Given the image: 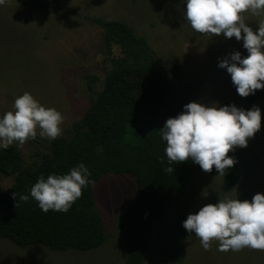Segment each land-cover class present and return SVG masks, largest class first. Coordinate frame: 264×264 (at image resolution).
I'll return each mask as SVG.
<instances>
[{
	"label": "rangeland",
	"instance_id": "rangeland-1",
	"mask_svg": "<svg viewBox=\"0 0 264 264\" xmlns=\"http://www.w3.org/2000/svg\"><path fill=\"white\" fill-rule=\"evenodd\" d=\"M54 9L34 10L17 0L0 5V116L13 111L14 100L25 92L46 108L63 117L61 135L70 139L73 124L90 108L103 90L105 77L113 68L111 59L121 57L117 46L112 55L102 39V29L88 19L119 20L145 37L159 59L170 71L177 88L192 102L222 106L238 94L226 70L218 61L232 52H247L242 40L225 39L194 32L183 18L182 0H51ZM255 32L264 14H242ZM243 35V34H242ZM178 64L181 73L172 71ZM52 140L41 138L39 129L33 142L18 147L25 168H34L50 153ZM238 166L241 182L231 191L223 190L225 173H199L191 181L180 211L162 226H157L154 243L143 264H264V251L242 249L218 251L211 241L208 250L187 232L183 261L176 263L164 254L163 245L172 234L175 220L195 214L202 206L218 200H248L264 194V115L260 130L248 139L247 147L228 153ZM15 177L0 173V192L12 187ZM136 193L128 176L108 174L94 186L96 205L106 226L107 240L88 252H54L45 246L27 249L10 240H0V264H124L127 257L124 235L118 229V216ZM176 222V221H175Z\"/></svg>",
	"mask_w": 264,
	"mask_h": 264
},
{
	"label": "trees",
	"instance_id": "trees-1",
	"mask_svg": "<svg viewBox=\"0 0 264 264\" xmlns=\"http://www.w3.org/2000/svg\"><path fill=\"white\" fill-rule=\"evenodd\" d=\"M34 10H51V0H17ZM102 29L109 56L117 46L121 57L111 59L103 90L92 100L83 117L73 124L70 139L56 138L50 153L34 168H25L16 144L0 150V173L15 177L11 188L0 192V240H10L27 249L45 246L54 252H88L107 240L105 222L97 208L94 186L104 176H128L136 184V193L118 216V229L124 235L127 257L124 264H143L153 246L157 226L165 225L180 211L189 186L199 173L198 165L187 160L168 165L166 142L159 130L168 118H174L183 106L192 102L176 86L170 71L156 58L147 39L119 20L88 19ZM172 71L181 73L178 64ZM229 104L250 110L259 107L264 115V89L248 97L239 95ZM30 140L27 142H33ZM161 161H164L163 163ZM79 163L90 172L91 183L68 212L47 213L31 197L18 202L13 193L28 195L43 175H63ZM173 172H165L166 167ZM236 163L227 170L222 188L229 192L241 182ZM185 217L175 220L172 234L162 249L176 263L183 261L187 231L181 226Z\"/></svg>",
	"mask_w": 264,
	"mask_h": 264
},
{
	"label": "clouds",
	"instance_id": "clouds-1",
	"mask_svg": "<svg viewBox=\"0 0 264 264\" xmlns=\"http://www.w3.org/2000/svg\"><path fill=\"white\" fill-rule=\"evenodd\" d=\"M183 18L196 33L225 39L242 40L247 56L232 52L218 61V68L226 70L240 97H248L264 89V21L254 32L244 21L245 12L264 14V0H182ZM5 0H0L3 5ZM243 34V35H242ZM212 106L189 102L174 118H168L159 130L166 142L164 149L168 165L187 160L204 172L213 168L218 175L230 169L235 161L228 155L235 148L247 147L261 127V110L237 108L233 104ZM62 115L54 108H46L25 92L13 103V111L0 116V150L11 145L23 146L39 136L55 140L61 135ZM162 163L164 161H161ZM166 167L165 172H173ZM90 172L84 163L70 168L66 174L43 175L30 188L28 195L17 197L27 202L29 197L47 213H66L81 197L82 189L91 183ZM199 239L208 250L211 241L218 242V251L238 252L248 248L264 251V194H255L251 202L238 199L218 200L202 206L195 214H188L181 225Z\"/></svg>",
	"mask_w": 264,
	"mask_h": 264
}]
</instances>
